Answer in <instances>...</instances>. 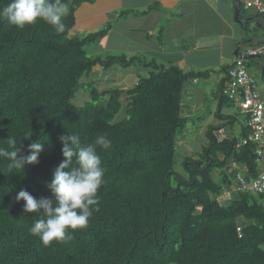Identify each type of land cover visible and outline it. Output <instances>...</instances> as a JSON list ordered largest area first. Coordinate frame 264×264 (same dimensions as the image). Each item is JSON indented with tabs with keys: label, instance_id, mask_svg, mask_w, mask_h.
Returning a JSON list of instances; mask_svg holds the SVG:
<instances>
[{
	"label": "trees",
	"instance_id": "1",
	"mask_svg": "<svg viewBox=\"0 0 264 264\" xmlns=\"http://www.w3.org/2000/svg\"><path fill=\"white\" fill-rule=\"evenodd\" d=\"M94 1L67 0L64 33L42 21L19 29L0 20V140L14 136L22 155L32 141L46 142L39 163L23 171L10 172L0 159V264H264V202L255 197L264 194L235 190L239 175L252 181L264 166L255 143L240 145L248 123L240 138H219L222 126H211L209 145L186 156L185 174L177 173L178 136L189 125L185 88L210 71L185 72L141 56H91L86 47L111 25L83 37L71 31L79 7ZM9 2L0 0V8ZM115 66L143 67L149 75L127 90H99L95 69L107 74ZM224 80L221 103L238 105L223 95ZM80 90L89 100L76 105ZM66 131L79 133L83 144L99 135L111 141L97 148L105 182L88 226L45 246L29 233L37 214H25L16 195L26 189L37 199L51 197L45 182L63 159L59 137ZM27 133L32 137L24 140ZM226 194L235 195L227 204Z\"/></svg>",
	"mask_w": 264,
	"mask_h": 264
},
{
	"label": "crops",
	"instance_id": "2",
	"mask_svg": "<svg viewBox=\"0 0 264 264\" xmlns=\"http://www.w3.org/2000/svg\"><path fill=\"white\" fill-rule=\"evenodd\" d=\"M250 1L253 0H95L79 7L75 28L78 32L89 33L111 25L110 32L102 40L116 36L117 47L132 51L131 56L155 60L166 67L178 65L185 72L210 71L207 79L187 84V91L193 89L189 92L190 97L199 94L203 96L202 100L207 96L215 99L208 122L206 119L202 122L204 133L207 134L211 126L221 125L220 132L216 133H222L219 138H240L248 116L244 114L245 121L235 136L232 130L238 117L233 108L239 106L232 102L222 104L220 90L226 77L224 68L232 65L239 56H246L247 67L250 66L247 59H252L257 69L261 88L256 77L249 73L264 95V46L258 33V26L264 29V17L246 7ZM113 47L110 45V49ZM252 49H260L261 55L247 57ZM119 55L128 56L126 53ZM95 72L98 79H94L98 83L101 78H107L123 90L135 86L141 76L149 75V70L139 66L125 69L118 80L108 78V73H100L99 67ZM201 84L203 86L199 87ZM185 102L184 96V111L189 107ZM220 112L224 119L218 117ZM231 116H236L237 120L231 122Z\"/></svg>",
	"mask_w": 264,
	"mask_h": 264
},
{
	"label": "clouds",
	"instance_id": "3",
	"mask_svg": "<svg viewBox=\"0 0 264 264\" xmlns=\"http://www.w3.org/2000/svg\"><path fill=\"white\" fill-rule=\"evenodd\" d=\"M69 12L67 0H10L0 8V20L19 29L42 21L59 34L65 32L63 20ZM31 137L32 133H27L24 140ZM59 141L63 159L52 171L50 181L45 182L51 197L37 199L26 189L16 195L17 202H24L25 214H37L29 233L38 237L45 246L71 240L72 234L85 229L93 213L99 211L98 192L105 182V169L97 148L106 150L111 146L106 135L97 136L93 143L83 144L79 133L67 131ZM0 143L7 145L0 146V159L8 161L7 168L11 172L38 164L46 142L40 139L32 141L27 155L21 154L14 136L8 135Z\"/></svg>",
	"mask_w": 264,
	"mask_h": 264
},
{
	"label": "rangeland",
	"instance_id": "4",
	"mask_svg": "<svg viewBox=\"0 0 264 264\" xmlns=\"http://www.w3.org/2000/svg\"><path fill=\"white\" fill-rule=\"evenodd\" d=\"M260 36L262 37L261 40H263V46H264V29L260 26H258ZM103 30V29H100ZM98 30V31H100ZM252 33L254 32L253 29H251ZM85 33L78 32L77 27L71 31V36L72 37H83L85 36ZM256 33V32H255ZM106 41L100 40L99 42L92 43L91 45L86 47V50L91 56H96V55H112V54H121V53H126L128 57L131 56L132 51H128L126 49H123L122 47H117V39L116 36L113 38H107L105 39ZM120 41V40H119ZM110 45L115 46L110 49ZM98 52V53H97ZM172 54V53H171ZM258 63V60L256 61ZM161 63V62H160ZM247 64L250 66L249 72L256 77V80L258 81L259 87L261 86L260 82V76L257 73V69H255V65L252 62V59H247ZM140 69V68H138ZM125 71L120 66H115L112 68L109 72H107V76L110 79H115L118 80L120 77L122 78L123 74L121 72ZM100 73H103L102 70H100ZM121 74V75H120ZM120 75V76H119ZM147 76V75H143ZM95 79H98L97 77H94ZM84 81H87L85 78ZM111 81V80H109ZM109 81H107V78H101L99 80V83H97V87L99 90H106L110 88H120L118 85H112ZM130 84V79L128 80ZM204 83V81H202ZM203 85L201 84L199 87H202ZM134 87V84L131 85V88ZM189 86H186V90L184 92V96L186 98V105L189 107L185 109V114L189 118V128H187L184 133H180L178 136L179 143H178V152L176 156V161L177 165L175 167V171L179 174L184 175L185 174V169L182 166V161L186 156H198L199 154H202L203 150L205 147L209 145V140L207 138V134L204 133V127H202V122L206 119L207 122L210 118V110H214L213 102H215L214 97L212 96H207V98L204 100L201 99L202 95L195 94L194 96L190 97L189 92H191V89L187 91ZM261 88V87H260ZM193 90V89H192ZM203 98V96H202ZM89 100L88 94L80 90V92L77 94V99L75 100L76 105H83L85 104L86 101ZM126 105V103H124ZM194 106V107H193ZM125 109L121 111L119 114V117L125 118ZM233 111L235 114H237L238 120L236 121V127L232 130L234 131V135L237 136L239 134L238 128L241 127V125L245 121V116L244 113L241 111L240 108H233ZM214 112V111H211ZM196 127V128H195ZM220 132V131H219ZM222 135V133H220ZM218 134V137L220 136ZM223 136V135H222ZM208 142H207V141ZM173 184L176 185L177 182L173 180ZM235 195L231 194L228 196V194L225 195L224 200L226 201V204L229 203L231 199L233 200ZM255 197L258 199L259 202H264V199H261L259 196L255 195ZM264 248V246H263Z\"/></svg>",
	"mask_w": 264,
	"mask_h": 264
},
{
	"label": "built area",
	"instance_id": "5",
	"mask_svg": "<svg viewBox=\"0 0 264 264\" xmlns=\"http://www.w3.org/2000/svg\"><path fill=\"white\" fill-rule=\"evenodd\" d=\"M246 7L255 10L264 17V0L250 1ZM261 53L260 49H252L247 53V57H256ZM222 92L226 97L236 100L241 111L248 116L247 123L251 132L247 138L242 139L240 145L255 143L258 159L264 162V95L259 89L257 81L249 73L246 56L236 58L229 68ZM238 182L236 191L264 194V167L256 179L248 181L245 176L239 175Z\"/></svg>",
	"mask_w": 264,
	"mask_h": 264
}]
</instances>
